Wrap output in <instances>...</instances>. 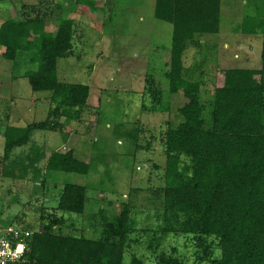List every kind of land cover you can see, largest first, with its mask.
<instances>
[{
    "label": "rangeland",
    "instance_id": "1",
    "mask_svg": "<svg viewBox=\"0 0 264 264\" xmlns=\"http://www.w3.org/2000/svg\"><path fill=\"white\" fill-rule=\"evenodd\" d=\"M92 1L98 8L95 12L80 0H0V24L42 17L45 31L55 34L61 20L73 21L72 51L57 62L58 80L90 87L82 119L66 124L62 133L37 130L29 145L13 150L23 153L12 152L8 161L3 159L5 144L0 140V226L41 233L52 224L50 216L55 214L65 220L62 225L52 224L54 234L97 241L104 224L128 205L132 235L125 264L133 256L157 264L162 254L194 264L198 250L189 236L162 233L164 140L167 131L181 123L178 110L186 100L167 91L153 96L146 87L153 75L163 90L167 88L162 59L171 45L172 25L156 20V0ZM82 7L86 13L74 11ZM246 16L264 17V0H222L220 32L198 38L200 43L189 47L183 56L192 79L204 83L205 100L212 99L218 70L263 66L264 34L242 32L240 25ZM4 52L0 48V128L20 129L46 121L55 107L50 93L34 92L22 77L39 69L38 46L31 54L19 52L15 70ZM62 119L64 122H58L64 124ZM74 135L73 151L77 159L89 164V175L53 172L47 178V160L37 167L39 161L33 166L28 160L34 155L28 147L35 148V143L45 145L48 155ZM67 183L86 186L84 215L57 210ZM209 244L216 247L212 240Z\"/></svg>",
    "mask_w": 264,
    "mask_h": 264
},
{
    "label": "trees",
    "instance_id": "2",
    "mask_svg": "<svg viewBox=\"0 0 264 264\" xmlns=\"http://www.w3.org/2000/svg\"><path fill=\"white\" fill-rule=\"evenodd\" d=\"M80 3L98 10L92 0ZM221 9L222 0H156V20L173 28L170 48L162 59L167 88L163 90L153 75H149L146 87L153 96L167 91L186 100L178 110L181 123L171 127L164 140L162 233L189 236L198 250L194 264H264V51L261 69L218 70L209 100L202 95L204 83L194 81L183 63L187 49L200 43L198 38L220 32ZM240 26L244 33L264 34V17L246 16ZM74 31V22L63 19L55 34L48 33L42 17L10 19L0 26V48L5 49L3 57L13 63L14 70L19 65V52L31 54L38 46L39 69L22 77L28 79L34 92H49L55 105L44 122L5 129V161L15 148L30 142L35 130L62 132L66 124L81 119L90 87L61 83L57 76L58 60L72 51ZM62 118L64 124L58 122ZM46 167L47 178L53 172L84 177L91 170L73 150L54 152ZM86 204V186L67 183L57 210L84 215ZM50 217L54 225L65 220L55 214ZM52 224L34 233L35 264H125L132 235L128 205L104 224L97 241L56 235ZM209 240L216 243L215 248ZM216 249H220L219 254ZM158 262L186 264L172 254H162ZM129 264L146 263L133 256Z\"/></svg>",
    "mask_w": 264,
    "mask_h": 264
},
{
    "label": "built area",
    "instance_id": "3",
    "mask_svg": "<svg viewBox=\"0 0 264 264\" xmlns=\"http://www.w3.org/2000/svg\"><path fill=\"white\" fill-rule=\"evenodd\" d=\"M34 232L24 227L0 226V264H35Z\"/></svg>",
    "mask_w": 264,
    "mask_h": 264
},
{
    "label": "crops",
    "instance_id": "4",
    "mask_svg": "<svg viewBox=\"0 0 264 264\" xmlns=\"http://www.w3.org/2000/svg\"><path fill=\"white\" fill-rule=\"evenodd\" d=\"M83 8H81L80 9V11H78L77 9L76 10H74L75 12H82L83 10H82ZM5 21H3L1 24H0V26L4 23ZM81 119H82V117H81ZM61 123L62 122H64V120L63 119H61V121H60ZM72 124H74V122H72ZM71 125V124H70ZM8 127H14V126H8ZM8 127H4L3 129H1L0 128V140L2 139V140H4V144H5V133H4V131H5V129L6 128H8ZM18 128V127H17ZM66 130V129H65ZM65 130H63V131H65ZM43 131V130H42ZM62 131V132H63ZM37 132V130H35L33 133H32V136H31V140H30V142L27 144V145H29L30 143H31V141H32V139H33V135H34V133H36ZM61 131H60V133H62ZM76 135H74L71 139H69L70 137H66L65 139H64V141H65V143H64V145L62 146V148H59V149H55L56 151H53V152H49V154L47 155L46 154V152L44 151V147H45V145L43 146V144L41 143H35V148H34V146H30V147H28L29 149H30V151L31 152H34V155H29V157H28V160L29 161H31V162H34V161H39V165L38 164H36V167L37 166H40V164H41V161L43 160V161H48V159L51 157V155L54 153V152H61V153H66V152H68V151H70V150H74L75 148L72 146V145H75L76 144V139L74 138ZM26 145V146H27ZM5 146V145H4ZM70 146V147H69ZM24 147V146H23ZM19 148V147H18ZM15 149H17V148H15ZM14 149V150H15ZM23 152H17V154H15V151L13 152V154L12 155H19V154H22ZM75 153H76V151H75ZM29 161L27 162V163H29Z\"/></svg>",
    "mask_w": 264,
    "mask_h": 264
}]
</instances>
